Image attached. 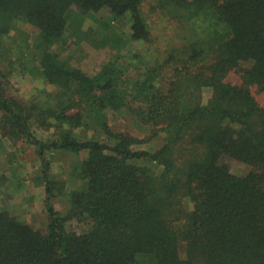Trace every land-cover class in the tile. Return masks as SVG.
Wrapping results in <instances>:
<instances>
[{"label": "trees", "instance_id": "obj_1", "mask_svg": "<svg viewBox=\"0 0 264 264\" xmlns=\"http://www.w3.org/2000/svg\"><path fill=\"white\" fill-rule=\"evenodd\" d=\"M20 19L38 32L19 34L13 51L3 39ZM70 36L113 54L87 74L52 50ZM24 55L56 91L9 94ZM253 85L264 92V0H0V133L34 148L47 214L35 227L0 208V264H264V106ZM56 152H86L63 211Z\"/></svg>", "mask_w": 264, "mask_h": 264}, {"label": "rangeland", "instance_id": "obj_2", "mask_svg": "<svg viewBox=\"0 0 264 264\" xmlns=\"http://www.w3.org/2000/svg\"><path fill=\"white\" fill-rule=\"evenodd\" d=\"M159 29L161 30V25ZM23 32L29 34L30 42H32L36 38L38 30L26 20L20 19L9 33V37L3 39L4 44L8 45L9 49L16 51L22 45V43H17L22 41H17L16 37ZM138 47L139 44L133 42L128 43L127 48L135 49ZM52 50L61 59L67 60L70 64L79 67L87 74H93L97 71L101 64L107 61L113 54V49L108 46L97 47L91 42L79 40L75 36H70L66 43L57 42L53 45ZM21 62H24V66L20 65ZM34 65H36V61L30 55L20 56L16 60V68L10 73L7 84L10 95L21 100H28L35 95L36 90L46 89L51 92L57 90L55 85L44 82ZM227 80L238 82L239 77L236 72H230ZM251 91L256 100L264 106V92L259 91L255 85L251 87ZM202 94L205 102L210 96V90L205 87ZM110 119L114 124L126 126L122 118L117 115L110 114ZM81 129L78 130L84 136L85 134H83V130ZM34 131L41 138H47L50 133L42 130ZM146 132V130H139L137 135L143 136ZM86 133L89 135L90 131ZM0 141V208L8 210L23 222H28L35 227L45 226L47 221L44 207L45 188L39 179L40 161L34 152V148L24 140L16 138L10 140L1 133ZM157 144V142H152L150 144H143L140 147L150 149L156 147ZM85 155L86 152H81L80 154L69 152L50 154L52 157V173L57 178L65 180L60 194L54 198V205L60 211H63L66 206L64 193L75 188L77 184V182H73L70 179L69 173H71L74 164ZM229 166L231 171L236 174H242L246 169L245 164L236 160H232ZM56 193L59 192L56 191ZM186 206L187 208L191 207L190 203L186 204ZM68 228L79 232L85 230L84 226L75 221H69Z\"/></svg>", "mask_w": 264, "mask_h": 264}]
</instances>
